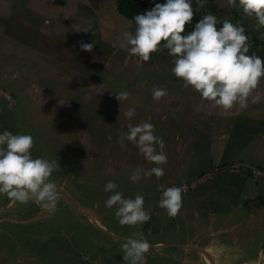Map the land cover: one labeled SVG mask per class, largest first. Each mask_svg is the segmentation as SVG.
<instances>
[{
  "label": "rangeland",
  "instance_id": "1",
  "mask_svg": "<svg viewBox=\"0 0 264 264\" xmlns=\"http://www.w3.org/2000/svg\"><path fill=\"white\" fill-rule=\"evenodd\" d=\"M165 2L152 0L150 10ZM192 7L221 27L225 19L241 22L248 54L264 59L255 18L227 0ZM126 30L135 24L116 0H0V133L31 135L32 157L57 161L50 180L60 196L52 212L0 194V264H126L121 245L137 231L150 244L147 264H208L200 249L210 264H264V79L258 103L212 109L174 76L165 49L142 65L130 57L120 47ZM80 41L93 43L92 52ZM154 86L168 93L159 102ZM120 92L128 99L118 101ZM130 107L133 125L152 123L164 140L157 151L168 162L159 179L130 180L136 167L156 166L131 142L123 150L117 142ZM110 180L118 187L105 192ZM159 185L187 188L175 218L158 207ZM116 191L142 195L151 219L121 227L116 207H105Z\"/></svg>",
  "mask_w": 264,
  "mask_h": 264
},
{
  "label": "clouds",
  "instance_id": "2",
  "mask_svg": "<svg viewBox=\"0 0 264 264\" xmlns=\"http://www.w3.org/2000/svg\"><path fill=\"white\" fill-rule=\"evenodd\" d=\"M193 0H166L156 3L151 10L136 15L135 30L124 31L120 47L127 48L130 57H137L141 65L148 62L152 53L166 49L172 57L171 72L183 81L184 88H191L199 93L202 100L209 103L210 108L224 113L235 107L244 110L251 103H258L261 93L258 91L264 79V59L255 53L249 55L250 43L241 22L235 24L223 20L222 27L217 29L221 21L213 14L206 13L194 29L185 35L186 25L194 17ZM206 0H196L197 8L205 7ZM229 8H238L248 18H255V30L264 28V0H227ZM129 28L132 24L129 23ZM85 33L91 26L81 28ZM82 51L92 52L94 44L79 42ZM167 91L153 87L152 99L159 102L167 96ZM118 101L127 100L128 92L115 93ZM124 116L129 120L128 131L121 132L118 144L123 150L125 141L135 145L146 161L156 165L149 170L136 167L131 175L132 182L139 181L142 176L153 175L159 179L164 175L161 165L168 162L163 151L164 140L154 134V125L140 122L133 125L130 121L136 116L135 108H128ZM111 139V137H109ZM33 137L25 134H13L10 131L0 133V194L6 195L13 202L26 204L35 201L45 209L54 212L60 198L57 184L50 180L52 173L58 170L56 160L33 158L31 149ZM118 185L114 181L105 184V192H113ZM161 196L158 207L164 209L169 218H175L182 206V188L159 185ZM116 207L115 217L121 227H139L151 219L145 210L144 197L123 198L116 191L105 201L106 208ZM123 260L126 264H147L146 254L150 244L142 232L137 231L121 245Z\"/></svg>",
  "mask_w": 264,
  "mask_h": 264
},
{
  "label": "trees",
  "instance_id": "3",
  "mask_svg": "<svg viewBox=\"0 0 264 264\" xmlns=\"http://www.w3.org/2000/svg\"><path fill=\"white\" fill-rule=\"evenodd\" d=\"M151 2L152 0H116V8L121 16L125 17L127 20L135 24L133 18L138 14H143L146 11L150 10ZM202 17L203 15L194 10L193 20L190 24L186 25L185 33H182V35L190 33L194 29L195 24ZM220 27L221 26L217 25V29H219Z\"/></svg>",
  "mask_w": 264,
  "mask_h": 264
},
{
  "label": "water",
  "instance_id": "4",
  "mask_svg": "<svg viewBox=\"0 0 264 264\" xmlns=\"http://www.w3.org/2000/svg\"><path fill=\"white\" fill-rule=\"evenodd\" d=\"M93 220V219H92ZM95 224L97 225V223L95 222ZM188 248H193V249H196L197 250V248H194V247H188ZM200 251L201 252H203V254L206 256L205 258H206V261H207V263L208 264H210V261H209V258H208V255H207V253L206 252H204V251H202L201 249H200Z\"/></svg>",
  "mask_w": 264,
  "mask_h": 264
},
{
  "label": "built area",
  "instance_id": "5",
  "mask_svg": "<svg viewBox=\"0 0 264 264\" xmlns=\"http://www.w3.org/2000/svg\"><path fill=\"white\" fill-rule=\"evenodd\" d=\"M186 191H187L186 186H183V187H182V193H186Z\"/></svg>",
  "mask_w": 264,
  "mask_h": 264
}]
</instances>
